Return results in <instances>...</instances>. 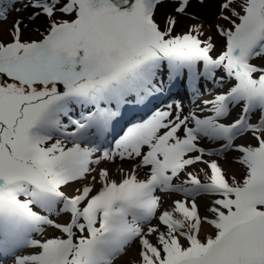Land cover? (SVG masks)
I'll use <instances>...</instances> for the list:
<instances>
[{
  "label": "snow or ice",
  "instance_id": "snow-or-ice-1",
  "mask_svg": "<svg viewBox=\"0 0 264 264\" xmlns=\"http://www.w3.org/2000/svg\"><path fill=\"white\" fill-rule=\"evenodd\" d=\"M17 3L0 264H264V0Z\"/></svg>",
  "mask_w": 264,
  "mask_h": 264
},
{
  "label": "rangeland",
  "instance_id": "rangeland-1",
  "mask_svg": "<svg viewBox=\"0 0 264 264\" xmlns=\"http://www.w3.org/2000/svg\"><path fill=\"white\" fill-rule=\"evenodd\" d=\"M24 2H25V0H21L16 6H17V7H20L21 4H23ZM193 10H195V11H200L202 15H206L207 19H211L212 14H213V12H214V9H212L211 6H209V8H208V10H207L206 13H205V11H204L203 9H200V8H195V9H193ZM21 15H22V16L26 15V11H24V10H21V11H11V12H9V14H8V18H7V19H5V20H1V21H4V22H1V21H0V37H2V38H4V39H7V38H8V37H7V30H8V28H9V26H10L12 20H13L14 18H16V17H22ZM184 23L186 24V23H188V21L185 20ZM26 34H31V33L26 32ZM185 88H186V87H185ZM183 89H184V87L180 90V94L183 93V96L180 97L179 100H182V102L185 104V106H190V101L194 100L195 98L192 97V96H190V95H191L190 92H188V93H184V92H183ZM188 89H189V88H188ZM188 89H187V91H188ZM184 90H185V89H184ZM174 91H175V90H174ZM175 96H178V95H175ZM175 96H174V97H175ZM171 98H172V97H171ZM171 98H170V99H171ZM160 101H161L160 103H165V102H166V100H160ZM164 101H165V102H164ZM167 101H168V100H167ZM169 101H170V100H169ZM195 102H196V103H199V100H195ZM155 104H156V106H158V105H157L158 103H155ZM139 111H141V110H139ZM140 114H142V113H139V115H140ZM226 166H228V169H230V170H234V169H235V165H234V164H225V167H226Z\"/></svg>",
  "mask_w": 264,
  "mask_h": 264
},
{
  "label": "bare ground",
  "instance_id": "bare-ground-1",
  "mask_svg": "<svg viewBox=\"0 0 264 264\" xmlns=\"http://www.w3.org/2000/svg\"><path fill=\"white\" fill-rule=\"evenodd\" d=\"M185 87H186V88H185ZM184 89H185V90H184ZM184 89H183V92H184V93H188V92H190V89H188L187 85L184 86ZM187 89H188V91H187ZM180 96H183V93L180 94ZM190 96H191V95H190ZM170 98H171V97H170ZM170 98H169V100L173 99V98H171V99H170ZM169 100H168V102H169ZM160 102H161V101H154L153 103H158V104H157V105H158L157 107H159L160 104H161ZM164 102H165V101H164ZM165 103H167V100H166ZM139 113H142V111H139ZM140 115H141V114H140ZM226 168H228V166H226ZM201 204H203V201H201Z\"/></svg>",
  "mask_w": 264,
  "mask_h": 264
}]
</instances>
